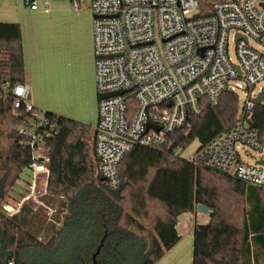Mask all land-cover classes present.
I'll use <instances>...</instances> for the list:
<instances>
[{"label": "trees", "instance_id": "16d2710c", "mask_svg": "<svg viewBox=\"0 0 264 264\" xmlns=\"http://www.w3.org/2000/svg\"><path fill=\"white\" fill-rule=\"evenodd\" d=\"M217 1L198 0L197 16L211 15ZM6 82L26 83L18 22L0 23V264H92L104 237L98 264H157L181 239L180 215L200 204L209 207L210 220L194 227L192 264H264V187L181 154L196 141V152L202 150L234 126L242 111L239 92L224 91L217 105L201 100V113L190 114L165 144L136 145L119 165L117 187L102 179L91 156L95 129L47 111L60 126L47 140L48 194L42 200L61 206L49 222L40 211L29 217V206L13 216L5 208L31 160L30 150L19 144L14 103L2 98ZM130 107L132 113L137 109L133 98ZM251 120L264 143V103L255 104ZM226 181L239 203L222 200L217 185ZM34 228H44V237L35 236Z\"/></svg>", "mask_w": 264, "mask_h": 264}, {"label": "built area", "instance_id": "2783aa9c", "mask_svg": "<svg viewBox=\"0 0 264 264\" xmlns=\"http://www.w3.org/2000/svg\"><path fill=\"white\" fill-rule=\"evenodd\" d=\"M90 1L98 95L124 91L98 103L94 153L110 185H120L119 165L136 145L165 144L190 114L201 113V100L217 105L224 91L241 90L245 99L234 126L194 155L209 168L264 187V165L256 163L264 158V143L248 122L264 82V0H220L204 17L197 16L198 0ZM26 5L38 8L35 0ZM73 5L78 8V0ZM30 91L28 83L6 82L2 96L14 103L19 144L31 152L27 191L5 208L10 214L29 206V217L45 204L46 187L36 198L32 189L38 173H48L47 140L60 132L59 123L30 101ZM131 98L137 102L133 113ZM249 151L256 154L252 161L243 156Z\"/></svg>", "mask_w": 264, "mask_h": 264}, {"label": "crops", "instance_id": "0c3cea01", "mask_svg": "<svg viewBox=\"0 0 264 264\" xmlns=\"http://www.w3.org/2000/svg\"><path fill=\"white\" fill-rule=\"evenodd\" d=\"M35 1L38 8L33 10L26 0H0V23L18 22L22 28L30 101L41 110L78 120L94 129L99 97L94 81L91 1L78 0V8L73 0ZM207 220L210 214L180 215L177 229L182 239L187 236L188 243L183 246L180 239L157 264L192 260L194 227ZM188 247L192 256L184 254Z\"/></svg>", "mask_w": 264, "mask_h": 264}, {"label": "rangeland", "instance_id": "374dc122", "mask_svg": "<svg viewBox=\"0 0 264 264\" xmlns=\"http://www.w3.org/2000/svg\"><path fill=\"white\" fill-rule=\"evenodd\" d=\"M93 58H94V81H95V89H96V78H95V55H94V52H93ZM262 86H264V82L263 83H261L257 88H256V90H257V92L259 93L260 92V90H261V88H262ZM259 90V91H258ZM96 92H97V89H96ZM237 92H239L240 93V98H241V102L243 103V101H244V99H245V93H244V91H241V90H238ZM97 95H98V92H97ZM98 97H99V95H98ZM99 100H100V98H98V103H99ZM262 103H264V102H262ZM97 120H98V118H97ZM95 129V128H94ZM91 144V143H90ZM199 148V143L196 141V142H193L187 149H185V150H183L182 152H181V154H182V156L183 157H185V158H190V157H192L194 154H195V152L197 151V149ZM94 152V146H93V144H92V147H90V153H91V156L93 155V157H94V155H95V153H93ZM249 153H250V155L249 156H246L245 154L243 155L244 156V158L245 159H247L248 161H252V160H254V157L256 156V154H255V152L254 151H249ZM93 160H94V162H95V160L97 161V159H96V157L95 158H93ZM97 165L98 164H96V162H95V166L97 167ZM37 176H38V179H37ZM36 176V179H37V183H36V186H35V188L34 189H32V193H33V195H32V197L31 198H36L37 196H38V193L40 194V195H42L43 194V191H44V189H45V187H46V190H47V178H48V173H46V172H42V173H38V175ZM29 173L27 172V170L25 169L24 171H23V174L20 176V178H19V180L16 182V184L13 186V188L11 189V191H10V194H9V196L6 198V200H8V204L9 205H14V206H16V202H17V200H19L20 198H21V196H22V194H25V192L27 191V185H28V183H30V181H29ZM217 187H218V189H219V194L221 195V198H222V200L224 201V202H226V203H229V202H231V201H233V202H236V203H239L240 202V198L239 197H237V196H234V191H233V188H232V186L226 181V182H224V183H221L220 185H217ZM31 190V189H30ZM31 193V194H32ZM46 194H48V192L46 193ZM46 194H44L45 196H46ZM30 195V194H29ZM43 195V196H44ZM42 196V197H43ZM29 201V202H28ZM27 202V204H29V205H31V204H34L33 203V201L32 200H28ZM4 203V202H3ZM44 203V202H43ZM5 205H7V203H4ZM36 207L39 209V211L44 215V216H46L47 217V220L50 222V220H52V216L54 217V215H57V213L58 212H60L61 211V206H60V204H58V203H54L53 205L52 204H47V203H45L44 205H36ZM46 208L49 210V212H50V215H49V213L47 214V211L48 210H46ZM23 210V209H22ZM14 212V211H13ZM195 212H198L197 210L195 211ZM21 212H19V213H10L9 214V216H13V215H15V214H20ZM199 213V212H198ZM184 214H186V213H183L181 216H183ZM201 214H203V213H201ZM51 217L50 218V220H49V217ZM180 218V217H179ZM204 218V217H203ZM47 221V222H48ZM195 221V220H194ZM200 221V220H199ZM208 221V220H207ZM27 228H30V227H28L27 226ZM45 229L44 228H42V229H36V228H34V229H32V232H33V234L35 235V236H37V237H39V238H41L42 236L44 237V235H45V231H44ZM181 233H183V232H181ZM181 235V234H180ZM181 239H182V237H181ZM181 241H183V243H182V245L183 246H185V244L186 243H188V238H187V236H185V235H183V239L181 240ZM189 251H190V247H188L187 248V250H185V252H184V254L185 255H191L192 256V249H191V252L189 253ZM192 261H193V258H192V260H189V258H188V262H186V261H183V263L182 264H192ZM165 264V263H164ZM169 264H172V263H169Z\"/></svg>", "mask_w": 264, "mask_h": 264}, {"label": "water", "instance_id": "95a60500", "mask_svg": "<svg viewBox=\"0 0 264 264\" xmlns=\"http://www.w3.org/2000/svg\"><path fill=\"white\" fill-rule=\"evenodd\" d=\"M238 37H240V35H238ZM244 39H246V37H243ZM237 69H238V72H239V75H241V69L239 66H237ZM122 93H124V91H117V92H111V93H108V94H104V95H101L99 96L100 99H103V98H109V97H113L115 95H121ZM253 101L257 104H260L262 102H264V86H262L260 92L258 93V95L253 98ZM251 128H255L253 122L251 119L248 120ZM152 126L151 124H149V127ZM256 163L257 164H261V165H264V158H260L258 160H256ZM102 179H105V177H102ZM197 211L199 213H204V214H209L210 212V209L209 207L205 206V205H198L197 206ZM104 239L105 237L102 239L100 245L97 247L95 253L93 254V263L92 264H98L97 263V257L101 251V247L103 246V243H104Z\"/></svg>", "mask_w": 264, "mask_h": 264}]
</instances>
